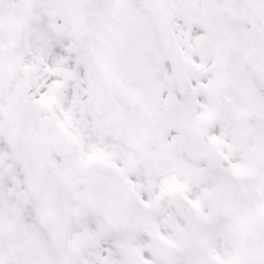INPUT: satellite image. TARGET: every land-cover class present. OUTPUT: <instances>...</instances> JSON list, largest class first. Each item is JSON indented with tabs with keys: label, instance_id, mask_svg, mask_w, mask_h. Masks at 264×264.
Wrapping results in <instances>:
<instances>
[{
	"label": "snow or ice",
	"instance_id": "6c2138e0",
	"mask_svg": "<svg viewBox=\"0 0 264 264\" xmlns=\"http://www.w3.org/2000/svg\"><path fill=\"white\" fill-rule=\"evenodd\" d=\"M0 264H264V0H0Z\"/></svg>",
	"mask_w": 264,
	"mask_h": 264
}]
</instances>
